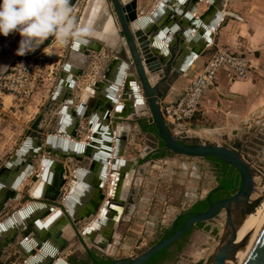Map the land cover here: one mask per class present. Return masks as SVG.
<instances>
[{"label": "water", "instance_id": "obj_1", "mask_svg": "<svg viewBox=\"0 0 264 264\" xmlns=\"http://www.w3.org/2000/svg\"><path fill=\"white\" fill-rule=\"evenodd\" d=\"M107 1L123 36V44L117 48L115 58H112L109 65L112 66L120 62V59H124L121 72L113 79V84L108 90L109 96H104V99L97 100L95 104H88V101H83L78 94L71 95L72 104L78 100L74 109L77 118L82 119V124L77 126L76 131L66 132L63 125H59L57 130L62 132V135L48 134L41 140L29 137L0 169V213L7 201L18 198V189L26 176L32 182H38L30 194L26 192L24 195V201L31 199L29 203L0 222V234L6 230H13L14 233L8 239V243H14L18 234L25 239L31 232L33 233L34 247L30 248L25 241L21 244L23 247L18 245L20 255L15 258L23 264H53V257L50 258L52 262H43L47 258L44 253L46 247L41 254L36 252V249L42 247L43 231L48 230L53 236L61 235L67 228L76 230V225L91 218H93L91 222L78 232L80 237L92 242L91 238L99 234L102 237L100 240L102 248L111 247L112 231L115 223L120 219L117 213L120 206L112 202L119 203L121 198L129 197L125 195V190L131 187L138 166V158L126 156L131 133L126 125H118L117 118L124 113L125 116H133L138 123V129L132 135L133 139L138 134L147 133L157 141V149L163 143V147L171 154L168 156L217 158L237 170L240 183L231 197L216 202L211 201L214 192L212 191L207 197L208 207L205 211L179 215L169 230L171 234L168 237L156 243L150 242L148 246L138 250L136 255L130 256V251L121 247L120 256H116L113 252L105 259V263L95 264H144L160 251L170 247L193 225L212 220L222 212L225 214V232L212 254L210 264H227V261L235 258L241 248L232 264H264V218L248 241L245 238L241 242H236L237 231L245 216L253 213L263 200L253 198L257 185L256 176L261 167L255 164L237 144L227 142L212 144L180 138L174 134L161 112L160 102L172 80L210 44L213 38L212 31L223 17L226 0H207L208 9L198 17L192 15L199 10V4L204 0H181L187 3V7L183 8L182 12L178 9L181 7L179 0H161L150 14L143 13L140 4L142 0ZM173 1H176L175 8L170 7ZM76 2L77 0H70L72 8ZM166 13L174 15L175 24L172 23L168 27L161 24L160 28L157 27L155 22L160 21ZM179 25L180 28L185 29L182 33L185 42L195 43L201 38L204 44L198 50L185 52L188 54L186 64L178 66L175 73L171 74L175 61L168 58L165 45L169 44L168 48L171 51L179 47L171 44L173 37L166 38L165 35L171 32L178 38ZM196 28H199L201 35L190 38L189 32ZM4 37L0 35V40ZM52 39L53 37L47 38L42 46L51 44ZM83 41L85 40L73 41V48L78 50V46ZM67 70H70L68 72L72 76L64 72V80H70L74 90L77 81L86 75L87 71L80 73L71 68ZM93 85L101 91L104 84L94 81ZM54 102L55 97L50 100L47 111L52 108ZM93 105L97 111L90 122L89 116L93 111ZM68 112L69 107L63 106L59 116H67ZM140 114L148 115L147 122L155 127L156 132L144 129L139 121ZM87 128L92 131V135L88 142H83L82 134ZM31 146L34 148L31 149ZM145 151L148 150L145 148ZM145 151L143 150L139 155L144 157L145 162H154L156 157L150 156L145 159ZM74 165L81 166L71 172L70 167ZM38 167L41 168V172H34ZM69 179L72 184L68 193L63 196V188ZM88 180L89 185L86 184ZM108 185L111 186L110 189ZM85 188H97L98 192L92 194L93 200L85 204V210H80L83 209V198L87 191ZM134 192L136 190H133V194ZM130 200L135 201L133 196ZM55 207H59L56 212H54ZM240 208H245L241 217H239ZM48 215H51L49 220L44 225L41 224L40 219ZM184 216L187 217L179 226V221ZM23 219L28 222L27 225L23 223ZM55 263L63 264V261L58 260Z\"/></svg>", "mask_w": 264, "mask_h": 264}, {"label": "crops", "instance_id": "obj_2", "mask_svg": "<svg viewBox=\"0 0 264 264\" xmlns=\"http://www.w3.org/2000/svg\"><path fill=\"white\" fill-rule=\"evenodd\" d=\"M92 1L93 0H77L73 7L72 14L77 25H83V18L85 20L90 15V9L93 4ZM160 1L161 0H142L143 3L141 2L140 4H142L141 8L143 13L150 14ZM175 2L173 1V4L170 5L171 8L177 7ZM178 3L181 5L178 9L182 12L183 8L187 7V3L181 0H179ZM208 6L209 3L207 0L202 1L199 4V10L193 13L192 16H200L208 9ZM80 8H82L80 12L81 15L77 16L76 13ZM223 12L222 19L215 27L214 31H212L213 38H211L210 44L205 47L200 55L191 60V64L186 69L182 70L181 73L172 80L169 88L166 89L165 96L160 102L161 105L178 100L187 86L189 79L203 67L219 45H227L235 52L245 54L253 59L259 68H264V0H226ZM174 18V15L171 13H166L160 18V21L155 22V24L159 28L161 24L168 27L171 26L172 23L175 24ZM108 20L112 22L110 30L105 29ZM179 22L181 23L182 21L180 20ZM90 24L92 26V34L84 38L85 41L78 46V50L73 48V41H70L67 46L62 48L55 46L54 41L48 46H39L42 53L40 55L41 61L53 70L48 72L50 77L40 85L35 98L29 104L23 105V123H25L23 124V131L27 133V135L20 143L19 147L29 137L41 140L48 134L62 135V132L57 130L59 125H63L66 132L72 133L76 131L78 129L77 126L82 124V119L77 118L74 109L78 100H75L73 104L70 102L73 93L78 94L79 98L82 97L83 101H88V104H95L97 100L104 99V96H109L108 90L113 84V79L120 74L122 62H125V60L120 59V62L112 66L109 65L113 60L112 58H115L114 55L117 48L123 44V36L107 0L102 1L98 10L94 13ZM207 27L209 32H211L208 25ZM184 30L185 29H183V27L180 28L179 25L180 33L177 34L178 38L171 32L165 35L166 38L169 36L173 37L171 44L177 45L180 48L171 51L168 48L169 44L165 45L168 50V58L175 61V65L171 69V74L175 73L178 66L186 64L185 62L188 58V54L185 52H189L193 49L198 50L204 44V40L201 38L195 43L185 42L182 35ZM198 34H200L199 28L189 32L190 38H195ZM20 39L21 36L19 33H11L5 36L3 40H0V68L2 67L0 69V78L13 58L18 55L16 50L19 47ZM110 55L112 56L108 61ZM67 68L80 71V73L87 71V74L77 81L74 90L70 80H64V72L69 74L68 71H70L67 70ZM69 76L72 75L69 74ZM94 81H99L104 84L101 91L97 90L93 85ZM0 96L1 98L6 97L5 99L11 97L6 94H0ZM54 97L55 102L52 108L47 111V106ZM6 105L0 108V115L6 114ZM63 106L69 107L67 116H59ZM96 111L93 105V111H91L89 116L90 122L96 114ZM139 116V121L143 127L147 125L150 126L147 122V114H140ZM117 118L119 119L118 125H126L131 133L126 147L128 151L126 156L138 158V166L131 187L125 190V195L131 198V196L135 197L136 194L139 193L140 188H136L135 186L138 182L141 183V188L144 186L145 177L142 176L143 173H141L140 170L146 168L147 165H151L149 161L145 162L143 159L144 157L139 154L143 150L145 151L146 148L148 151H145V159L153 156V154L157 153V141L149 137L147 133L138 134L135 138L137 142L143 144V150L140 149L141 151L132 155L135 150L133 145L136 144V142H132L135 139H133L132 135L133 132L138 129V123L134 120L133 116H125L124 113ZM186 125L188 134L185 137L187 139L191 138L194 141L212 144H220L223 142L234 145L237 144L242 147L244 153L249 156L255 164H258V162L261 161L260 157L264 155V151L259 150L263 147L262 143L264 142L263 79L255 72L254 75L247 80H230L225 72H220L215 86L204 94L199 111L186 123ZM91 135L92 131L87 128L82 134V141L88 142ZM32 148L34 147L31 146V149ZM78 166L81 165L70 167L71 172ZM36 171L41 172V168L38 167L34 172ZM137 174H140L142 177H137ZM37 184L38 182H32L27 179V176L25 177L23 184H21L18 189V198L10 199L5 204V208L0 215L5 211L10 210V212L1 219L0 222L6 220L13 213L17 212L22 207L24 208L29 203L31 199L24 201V195L26 192L30 194ZM71 184L72 181L69 179V182L63 188V196L68 193ZM86 184L89 185V180ZM23 186H29L30 188L25 191L27 188H21ZM110 188L111 186L108 185V189ZM106 189L107 188H105V190ZM85 190L87 191L83 198V209L80 210H85V204H89L90 201L93 200L92 194L98 192L97 188H85ZM133 190H136L134 194ZM121 196H123V193ZM129 197H125L127 199L121 198L122 200L119 203L112 202L120 206V210L116 209L120 219L119 222L115 223L114 230L112 231L111 237L113 243L111 247L102 248L100 245L102 237L99 234L91 238L92 242L80 237L81 235L78 232H81L84 226L91 222L93 219L91 218L81 227H78L79 224L76 225V230L75 228H67L61 235L53 236L48 230L43 231L42 247L36 249V252L41 254L43 248L46 247L44 253L47 258L44 259L43 262H52L50 258L53 257L54 263L61 260L63 264H95V260L99 259L105 261L113 252L116 256H120V254H122L121 247H124V250L129 248L124 244L126 243L124 241L128 240V222H130L135 215V213H132V206L135 207V201H131ZM144 199H146L145 196L143 195L142 197L141 195L140 201L138 202H143ZM56 210H59V207H55L54 212H56ZM49 216L51 215L40 219L41 224L44 225L45 222L49 220ZM61 217L63 216L61 215ZM23 223L26 225L28 224L24 219ZM13 233V230H6L0 234V264H23L22 261L15 258L20 255L18 245L21 247V244L25 241L27 246L30 248L34 247L32 232L25 239L18 234L14 243H8V239L12 237Z\"/></svg>", "mask_w": 264, "mask_h": 264}, {"label": "rangeland", "instance_id": "obj_3", "mask_svg": "<svg viewBox=\"0 0 264 264\" xmlns=\"http://www.w3.org/2000/svg\"><path fill=\"white\" fill-rule=\"evenodd\" d=\"M81 11L82 8L78 9L77 16L81 15ZM37 60L41 62V57L39 56ZM6 95L11 97L5 99L6 97L1 98L0 96V108L7 104L6 114L0 115V168L13 156L27 135L23 131V124H25L23 123V102L18 101L12 94L6 93ZM180 138L187 139L185 136ZM132 142H136L133 145L135 150L132 155L143 150V144L137 142L136 138ZM259 150L264 151V145ZM260 158L261 161L257 165L261 167V170L256 176L257 185L253 198H262L263 202L264 155ZM150 164L140 170L143 173L142 176L145 177L143 188L140 187V182L135 185L140 190L134 197L135 207L132 206V213L135 215L128 222V240L124 241L130 252H137L148 246L151 241L156 240L161 231L172 225L178 214L189 208L192 203L204 198L211 189L218 186L219 182L213 162L207 159L165 156L156 158ZM138 176L142 177L140 174H137ZM21 188H27L25 189L27 191L30 187ZM141 195L142 197L144 195L146 199L138 202ZM9 212L10 210L3 212L0 220ZM247 216L248 214L244 222ZM84 223H79L78 227L83 226ZM205 224V226L200 225L192 230L189 242L178 257L177 264H210L212 254L225 232V214L219 213Z\"/></svg>", "mask_w": 264, "mask_h": 264}, {"label": "built area", "instance_id": "obj_4", "mask_svg": "<svg viewBox=\"0 0 264 264\" xmlns=\"http://www.w3.org/2000/svg\"><path fill=\"white\" fill-rule=\"evenodd\" d=\"M41 54L38 47L23 56L16 55L0 78V94H12L23 105L29 104L40 84L48 80V72L53 70L37 60ZM222 71L230 80H247L256 72L264 81V68H259L253 59L227 45L217 46L203 67L189 79L178 100L161 105L162 115L175 135L188 134L186 123L199 111L204 94L215 86ZM134 255L136 252L131 251L130 256Z\"/></svg>", "mask_w": 264, "mask_h": 264}, {"label": "clouds", "instance_id": "obj_5", "mask_svg": "<svg viewBox=\"0 0 264 264\" xmlns=\"http://www.w3.org/2000/svg\"><path fill=\"white\" fill-rule=\"evenodd\" d=\"M72 14L70 0H0V35L19 33L16 51L21 56L49 37L62 48L92 34L91 24L77 25Z\"/></svg>", "mask_w": 264, "mask_h": 264}, {"label": "flooded vegetation", "instance_id": "obj_6", "mask_svg": "<svg viewBox=\"0 0 264 264\" xmlns=\"http://www.w3.org/2000/svg\"><path fill=\"white\" fill-rule=\"evenodd\" d=\"M162 151V147H159V149H157V152H161ZM211 162H213V166H214V170L216 171V174H217V179L219 181L220 178L222 177H225L226 175L222 173V170L220 169V165L218 163V161H212L210 160ZM228 176V175H227ZM238 188H235L233 190H227V189H224L221 185H220V182H218V186H216L215 188L211 189L207 195L204 197V198H201L200 200L192 203L189 208H187L185 211H183L182 213L178 214L181 215L183 213H186V214H196L198 212H202V211H194L195 210V205L199 202V201H205L206 204H207V207H208V201H207V197L209 196V194L214 191L211 195V201L212 202H216L218 200H221V199H226V198H229L231 197L236 191H237ZM238 206V205H236ZM206 207V209H207ZM205 209V210H206ZM204 210V211H205ZM245 211V208H240L239 209V215L242 216V214L244 213ZM176 216L175 219L173 220V223L174 221L176 220V218L178 217ZM187 216H184L180 219L179 221V226L183 223V221L186 219ZM173 223L172 225L167 228L166 230L164 231H161L160 235L158 236V238L156 240H153V243H156L166 237H168L171 233L169 232V230L172 228L173 226ZM200 225H203L205 226V222L203 223H199V224H195L193 225L186 233H184L179 239H177L170 247H168V252L169 254L162 260V261H159L158 264H177V260H178V257L182 254V251L184 249V247L187 245V243L189 242V235L191 234L192 230L195 228V227H198ZM208 227V226H207ZM96 262H102V260H95V263ZM145 264V263H144Z\"/></svg>", "mask_w": 264, "mask_h": 264}, {"label": "trees", "instance_id": "obj_7", "mask_svg": "<svg viewBox=\"0 0 264 264\" xmlns=\"http://www.w3.org/2000/svg\"><path fill=\"white\" fill-rule=\"evenodd\" d=\"M144 129L146 131L156 132L154 126H148L147 125V126H144ZM161 147H162V151L153 154V157L159 158V157H165V156L171 155L168 152V150L163 147V143H161ZM205 159L212 160V161L213 160L214 161H218V163L220 165V169L222 170L223 175L224 174L228 175V176L226 175L225 177H222V178L219 179L220 185L224 189L233 190V189L239 187L240 178H239V174H238L237 170H235V168H233L229 164L221 162L217 158L207 157ZM194 207H195V210H194L195 212L196 211H204L206 209V207H207V204H206L205 201H199ZM168 254H169L168 249L165 248L164 250L160 251L159 253L154 255L152 258H150L145 264H158L159 261H162ZM102 262L105 263L106 261H102Z\"/></svg>", "mask_w": 264, "mask_h": 264}, {"label": "bare ground", "instance_id": "obj_8", "mask_svg": "<svg viewBox=\"0 0 264 264\" xmlns=\"http://www.w3.org/2000/svg\"><path fill=\"white\" fill-rule=\"evenodd\" d=\"M102 1H104V0H93L92 1L93 4H92L91 9H90V13H89L90 15L85 20L83 18L84 24L90 23L94 13L98 10ZM111 23H112L111 20H108L107 26L105 28L106 30H110ZM263 218H264V201L257 207V209L253 213L249 214L246 217V219H247L246 222L243 221V223L241 224V226L239 227V229L237 231L236 242H241L245 238H247V241H248V239L251 237V235L253 234V232L255 231V229L257 228V226L259 225V223L262 221ZM241 249L237 252L236 256L239 254ZM236 256H235V258H236ZM234 259L227 261V264H232Z\"/></svg>", "mask_w": 264, "mask_h": 264}]
</instances>
